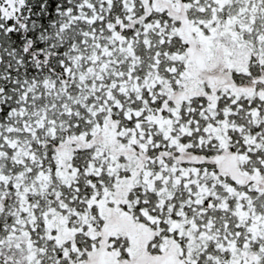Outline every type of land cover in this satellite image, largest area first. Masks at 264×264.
I'll return each mask as SVG.
<instances>
[{
	"label": "snow or ice",
	"instance_id": "obj_1",
	"mask_svg": "<svg viewBox=\"0 0 264 264\" xmlns=\"http://www.w3.org/2000/svg\"><path fill=\"white\" fill-rule=\"evenodd\" d=\"M0 264H264V0H0Z\"/></svg>",
	"mask_w": 264,
	"mask_h": 264
}]
</instances>
